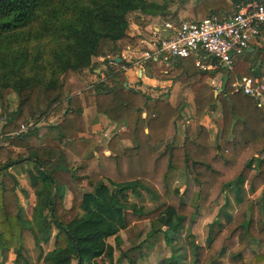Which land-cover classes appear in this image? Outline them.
<instances>
[{"label":"trees","instance_id":"16d2710c","mask_svg":"<svg viewBox=\"0 0 264 264\" xmlns=\"http://www.w3.org/2000/svg\"><path fill=\"white\" fill-rule=\"evenodd\" d=\"M254 1L264 0H202L189 14L199 19L202 13L221 17L235 4ZM156 9L146 0H0V107L4 90L17 98L15 109L0 118L10 123L14 132L42 117L57 118L48 126L55 131L57 146L32 147L29 139L36 133L35 126L4 137L9 146L23 149L26 157L0 145V252L11 250L14 264H31L21 253L22 229L32 236L39 252L38 264H116L113 251L120 243L118 232L142 221L150 228L145 241L154 240L147 248L161 235L172 250L161 264H186L173 251L176 233L193 222L213 190L221 193L225 187L231 189L237 208L233 213L223 210L226 223L214 236L208 234L207 245L192 243L191 264H220L218 253L234 246L240 230L259 250L254 263L264 260V104L258 106L254 98L231 87L235 79L259 75L260 67L253 70L247 57L237 58L231 68L220 65L213 71L196 69L190 58L142 62L151 68L154 78L171 79L189 88L192 95L194 129L184 134L180 146L169 143L160 151L157 145L174 136L184 103L173 107L155 98L151 116L145 119L143 108L149 98L123 87L118 80L121 66L130 63L110 59L111 67L103 59L104 78L92 85L96 112L114 123L133 114L134 146L121 148L114 134L105 146L109 155L96 147L75 160L67 137L71 132H83L81 107L87 103L78 72L95 67L94 57L116 55L118 40L133 42L126 33L128 12L138 10L135 22L144 25ZM34 22L37 29L31 33ZM261 30L264 35V26ZM11 43L17 47L8 46ZM30 47L33 56L28 55ZM263 58L264 43L254 53V59ZM217 73L222 81L215 92L209 80ZM217 106L219 137L217 144H212L199 121ZM21 160L33 163L27 170L35 196L30 219L20 217L17 181L6 174L9 166ZM180 170L197 186L189 202L174 186ZM245 183L248 193L259 190L255 199L240 198ZM64 191L71 196L68 207L63 205ZM140 191L148 194L154 207L143 210L129 201V195L139 196ZM227 204L226 199L223 206ZM253 204L259 207L261 227L251 215ZM109 237L114 245L106 241ZM50 240L52 248L44 252L43 246ZM136 248L139 246L132 247Z\"/></svg>","mask_w":264,"mask_h":264},{"label":"crops","instance_id":"0c3cea01","mask_svg":"<svg viewBox=\"0 0 264 264\" xmlns=\"http://www.w3.org/2000/svg\"><path fill=\"white\" fill-rule=\"evenodd\" d=\"M202 0L198 1L194 5L190 6L187 11V19L191 20H200L206 17V13H202V18H193L189 14V10L193 7L198 6ZM230 2V0H227ZM222 16L227 14L222 13ZM152 23L148 22L144 25H140L138 23H132L133 29L130 31H126L127 35L133 40L132 43H128L125 40H118L116 42L117 46V54L107 55L104 57H94L91 59L92 63H95V67H90L86 69H82L78 72V76L84 85V89L87 92V103L82 104L81 107V116L84 123L83 132H71L67 139L71 141L75 153V160H80L85 157L90 151L93 152L94 148L99 147L102 149V153L104 155H109V152L106 150L105 146L112 135H116L118 137L119 145L121 148H131L134 146V140L132 137L133 123H134V115L130 114L127 119L122 123H114L107 119L106 116L99 114L96 112L94 106V88L92 85L104 78L105 67L101 64L102 60L105 59L108 63L111 64V60L114 62H122L125 64L130 63V66H121L122 72L118 78L120 83L126 84V87L130 90H139L144 93L149 99L147 100L146 106L143 108V117L147 119L151 116V108L152 103L155 98L163 99L167 101L173 107L179 105L180 103H184V107L182 109L181 117L185 118V115L189 118H192L193 115V104H192V95L189 88L171 80V79H156L152 76L151 68L142 65V62L139 65H133V62L137 60L141 51L150 48V37H149V27ZM153 26V25H152ZM260 43L255 44L249 49L250 51H245L243 55L245 57L254 59V53L257 49L260 48L261 44L264 43V35L260 34ZM111 59V60H110ZM157 59L163 60L158 57ZM154 60V59H153ZM115 68L118 69L119 67ZM259 68V63H252V69ZM260 68L259 75H263ZM258 75V76H259ZM17 103L13 102L11 106L12 109L8 111H13L15 109ZM210 115H205L202 119H200V124L206 127L209 131L211 128H215L218 130V121L209 122ZM178 118V119H181ZM177 119V120H178ZM57 118H44L42 117L36 124V133L29 139V144L32 147H40V146H48L53 145L57 146L58 142L54 139L55 131L49 129V123H56ZM176 120V121H177ZM50 121V122H49ZM179 121V120H178ZM182 121V120H181ZM183 125H188V121L184 120ZM181 125V130L179 133L178 124L176 125V133L172 138H169L159 145H157V149L160 151L163 147L169 143L173 146H180L183 141L184 133L181 134V131L184 130V126ZM210 126V127H209ZM0 145H3L8 150L15 151L18 153L21 158L26 157L27 153L21 148H14L9 146L7 142L4 140V137L13 134L12 126L10 123L5 124L4 120L0 121ZM219 134V133H218ZM210 139V138H209ZM61 146V145H60ZM32 160H21L17 164H13L9 166L6 170V174L11 175L17 181V187L15 188L16 200L18 203V208L20 210V217L22 219H30L32 213V207L35 203L34 189L30 187L27 179V170L32 169ZM7 179V177H3ZM7 182V181H6ZM185 187V181L181 183V189L183 190ZM71 196L67 191H64L63 194V205L64 207H68L70 203ZM121 231V230H120ZM119 236V235H118ZM24 237L34 245L31 234L22 229L20 232V245H21V253L26 258L25 249L23 244ZM113 239V237H111ZM119 240L121 241L120 237ZM107 241V240H106ZM30 244V243H28ZM50 245L52 248V241L50 240L46 247ZM14 254L11 250L0 252V264H14L13 263ZM118 264V263H117ZM245 264V263H244ZM252 264V263H246Z\"/></svg>","mask_w":264,"mask_h":264},{"label":"rangeland","instance_id":"374dc122","mask_svg":"<svg viewBox=\"0 0 264 264\" xmlns=\"http://www.w3.org/2000/svg\"><path fill=\"white\" fill-rule=\"evenodd\" d=\"M198 1L200 0H146L147 3H150L151 5L157 7V12L155 13V15L151 16L149 22L152 23L151 25L161 27L162 23L165 21L177 23L179 21L188 20V8L194 5L195 3H198ZM231 11L232 8L230 10H225L224 13L228 14ZM139 15L140 12L138 10H133L126 14V20L128 23L126 31H130L133 29L131 24L136 23L135 19L139 17ZM30 28L31 29L29 30L32 33L33 29H37V22H34ZM8 46L16 48L17 44L11 43ZM32 51L33 48L30 47L28 55L33 56L34 52ZM243 57L245 56L242 54L239 58ZM249 60L251 63H259V67L262 69V73H264V58L262 60L249 58ZM221 81V73H217L212 79L209 80L210 86L213 88L214 91L219 89ZM16 99L17 98L12 91L4 90L2 94L3 105L0 107L1 116H4L6 113L10 112L8 110L12 109L13 106L11 105L13 104V102H16ZM219 113V108L217 106L216 109L212 111V114H210V116L208 117L209 122L217 120L219 123L217 131L213 127L211 128V130L209 129V131L206 129L208 139L210 138L209 140L212 144H217L218 142V133L221 121ZM181 116L182 115H180V117ZM191 116L192 118H188L185 115V118L181 117V119H178L179 121H175V125L178 124L179 133L181 130V125H183V122H185L184 120L187 121L188 119H191V121H188V125H183L184 130L181 131V134H189L192 132L196 125V121L194 120L192 114ZM2 120L3 119L0 118V121ZM38 121L39 120H37L35 123H37ZM32 127L33 126H31V128ZM0 133H2V130ZM184 181L185 187L183 190L180 191L179 189H181V183ZM174 186L178 188V191L182 194L183 200L185 202H189L192 193L197 189L195 182L192 181V179L182 170L177 172ZM247 188V183H245L244 189L246 191L240 195V198L242 199L243 197L244 199L246 197H249L251 199H255L259 194V190L253 194H250L247 192ZM128 199L130 202H134L137 205L142 206L143 210H149L155 206V202L144 191H140L139 196L129 195ZM226 199L228 201V204L225 207L223 205L225 204ZM236 208L237 204H235V202L233 201V194L230 188L225 187L224 191H222L221 193H215V190H213L209 194L205 205L199 207L198 214L193 219V222L187 228L180 229L175 235L173 251L180 255L181 263L191 264L193 258L192 243L203 246L207 245L208 234L211 233V235L214 236V234L217 231L221 230L226 223V218L223 214V210L226 213H233ZM251 215L254 218L256 225L258 227H261V215L257 204H253L251 209ZM149 230L150 228L148 226V222L142 221L134 222L128 228L119 231L118 235L121 241L113 251V259L115 260V263L161 264L162 260L167 258L172 252V250L164 244L161 235H157V239L153 243V246L147 248L146 245L150 241H154L153 238H149V242L145 241V239H147L146 234ZM107 242L110 245H114V240L111 237L107 239ZM23 244L25 245L24 249L26 252V259L30 261L31 264H38L39 252L35 249L34 245L31 243V240L28 241L24 237ZM138 246L139 248L132 249V247ZM49 248L50 245H48L47 247L45 245L43 246V251L45 252ZM127 249L130 250L125 253ZM258 252L259 250L255 246V244L250 243L247 237L245 236L243 230H240L235 238L234 246L230 249H222L218 253L216 260L220 264H255L254 255ZM121 253H125V257L122 256ZM259 264H264V260L259 262Z\"/></svg>","mask_w":264,"mask_h":264},{"label":"built area","instance_id":"2783aa9c","mask_svg":"<svg viewBox=\"0 0 264 264\" xmlns=\"http://www.w3.org/2000/svg\"><path fill=\"white\" fill-rule=\"evenodd\" d=\"M263 26L264 1L235 4L230 13L221 17L210 14L200 20L165 21L161 27L150 25L151 47L141 51L133 65L160 57L162 61L190 58L198 70L213 71L220 65L231 68L249 47L261 42ZM231 87L234 92L254 98L258 106L264 104V74L241 77ZM36 124H22L13 133Z\"/></svg>","mask_w":264,"mask_h":264},{"label":"water","instance_id":"95a60500","mask_svg":"<svg viewBox=\"0 0 264 264\" xmlns=\"http://www.w3.org/2000/svg\"><path fill=\"white\" fill-rule=\"evenodd\" d=\"M250 50L251 49L248 48L246 51H250ZM222 67L224 68V65H222ZM123 87H126V84L125 83L123 84Z\"/></svg>","mask_w":264,"mask_h":264}]
</instances>
